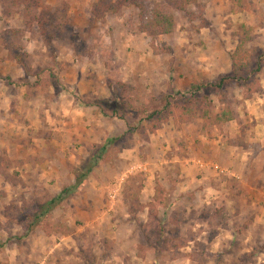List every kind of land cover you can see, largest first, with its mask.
<instances>
[{
  "label": "rangeland",
  "instance_id": "obj_1",
  "mask_svg": "<svg viewBox=\"0 0 264 264\" xmlns=\"http://www.w3.org/2000/svg\"><path fill=\"white\" fill-rule=\"evenodd\" d=\"M104 1L106 5L110 1L118 2V0ZM260 2L257 0H145L144 5L148 12L166 6L176 20L174 32L154 37L140 30V9L134 3L122 4L118 10L110 11L105 9L102 0L95 2L0 0V90L8 89L12 84L17 86L31 84L30 78L39 79V83L36 82L37 80H33L32 83L41 85L43 89L48 88L52 81L58 84V88L54 84L51 86L62 90L65 88L62 82L66 80L65 70L70 62L68 57H73L78 64L86 63L87 70L90 71L89 76H92L93 80L102 76L107 79L106 85L103 86L104 84L101 83L103 87L97 89L98 93L106 89L104 94L106 96L103 97L123 94L136 101L138 107H142L141 103L149 99L147 106L151 107L159 103L163 94L173 90H188L193 79L209 82L228 74L224 59L214 55L217 54V49L220 51L223 47L229 49L237 47L236 33L239 31L240 23L254 27L253 37L256 28H258L257 32L264 29V0ZM134 10L137 11V15L139 14L137 17L139 29L132 36L144 35L149 39V45L153 46V52L158 55L161 53V57L159 56L161 72L157 73L155 78H151L142 89L127 81L124 82L120 77H110L108 75L110 71L107 72L108 67L114 69L108 53L112 52L113 47H117L118 43L115 41L117 32L112 29V24L108 23L109 18L123 12L134 13ZM262 36L257 33L256 39ZM97 47L103 50H98ZM212 57L218 58L213 60ZM130 68V66L125 67L122 73L127 75L130 73ZM133 68L135 69L133 72L140 71L137 67ZM146 76L150 78L147 74ZM174 76L176 79L181 76L182 80H179L182 82L187 81L186 79L190 80V83L187 81L188 87L176 88ZM72 90L77 94L79 92L74 88ZM229 90L230 94L240 101L237 106L242 111L243 89L231 83ZM262 90L260 84L259 91ZM88 95V98L86 97L88 103L103 98L95 94ZM168 123L166 127L170 128L168 130L172 140L163 143V152H157L158 147L146 144L140 148L137 158L129 159L126 155L118 157L113 165H98L93 173L96 175L88 177L85 187L52 210L53 219L69 225L68 235L56 232L48 235L46 230L40 227L27 233L25 216L32 214L38 204L49 201L53 197L50 193L17 195V200L11 201L6 206L2 197L3 203L0 202V209L5 206L2 213L7 219L0 222V228L6 231L1 233L0 261L5 264H185L187 256H190L187 264H202L196 258L200 251H209L211 248L222 254L221 252L229 246V238L220 237L215 240V235L217 227H222L227 217L223 213V208H208L205 206L207 204H203L205 198L202 194L196 197L195 193L182 192L183 195H180L183 181L181 175L184 173L180 164L175 166L172 162L176 157L193 159L197 150L194 149L195 144H191L192 140L188 139V136L196 134L201 129L211 132L214 125L208 120H201L200 124L196 123L190 128L174 120ZM177 130L183 131V136L176 134ZM94 148L95 146H91L84 159L75 166H70L71 172L76 174V171H81L83 161L90 156ZM161 160L165 162L161 164ZM138 162L147 163L149 168L147 175L139 171L130 172L133 163ZM211 163L219 165V163ZM187 164L198 166L197 161L193 160ZM214 168L215 166L210 165L208 170ZM153 174L156 175L154 181L156 183L160 181L171 193L169 201L177 204L175 209L169 208L167 212L161 208L160 215H167L166 235L169 243L164 245L161 240L159 252L152 251L147 246L148 237L158 225L149 215V208L134 212L135 216L132 217L131 204L125 197L126 183L131 177H136L143 191L144 185L147 186L152 182L150 177ZM194 174L196 178L197 172L194 171ZM123 176H125L124 181H122ZM75 178L71 181H75ZM94 181L100 185L98 192L94 188L91 190L87 187ZM120 182L121 186H119ZM131 182L135 191L138 185L134 184L135 180ZM199 183L201 182L196 179L194 182H188L192 188H196ZM130 187L132 189V186ZM144 195L147 194L139 195L140 202L137 206L141 207L151 202L150 199L146 197L145 199ZM175 214L178 216L177 219L175 218L178 222L172 223L171 218ZM213 214L215 219H212ZM208 217H210L209 225L206 223ZM249 222L251 223L252 220ZM249 222L244 225L248 227ZM143 225L147 227L146 232L143 231ZM244 225L241 229L248 233L249 231H246L248 229L244 230L246 228ZM260 245L264 248L263 242ZM242 246L243 244L241 248ZM254 247V243L249 242L244 249ZM219 260L218 264L221 263L222 257ZM211 264L215 263L211 262Z\"/></svg>",
  "mask_w": 264,
  "mask_h": 264
},
{
  "label": "crops",
  "instance_id": "obj_2",
  "mask_svg": "<svg viewBox=\"0 0 264 264\" xmlns=\"http://www.w3.org/2000/svg\"><path fill=\"white\" fill-rule=\"evenodd\" d=\"M95 1L97 0H88ZM130 14L123 12L109 18L108 23L112 24V29L117 32L115 41L118 43L117 47H113L114 50L108 53L114 69L108 67L107 72L110 71V77H120L124 82L142 89L151 78L161 72V53L158 55L153 52V46L149 45V39L144 35L132 36L139 29V14L137 15L136 10ZM257 30L258 28L255 29L254 40L248 47L264 49V29L259 32ZM257 33L263 36L256 39ZM129 48L130 50L126 51ZM226 48L223 47L220 51L217 49L214 56L224 59L227 64L226 73H229L232 68L231 54L236 48ZM97 49L103 50L100 47ZM217 58L212 57L213 60ZM68 60L70 62L65 70L66 80L62 81L65 88L62 90L56 89L52 84L44 89L41 85H33L35 80L32 78L31 84H12L8 89L0 90V202L3 203L1 198L4 197L5 206L17 200V195L24 193L30 195L45 192L52 196L60 194L64 187L75 182L71 181L75 178L74 172L70 170L71 165L75 166L84 159L91 146L102 145L106 139L126 131V123L123 120L104 116L98 107L86 101L88 94L106 96V89L100 93L97 89L105 86L107 79L102 76L93 80V77L89 76L90 71L87 70L86 63L78 64L73 57H68ZM127 66L131 67L130 73L124 75L122 69ZM133 67L139 68L140 71L133 72ZM153 74L155 75L152 76ZM175 77L173 80L176 88L188 87L187 81L190 83V80L182 82L181 76L177 79ZM260 78L263 90L256 92L251 99H244L242 111L238 108L237 119L223 127L214 126L211 132L201 129L188 136L197 150L194 158L176 157L172 161L175 166L180 164L184 173L181 175L183 181L180 195L190 192L199 197L202 194L205 198L203 204H207L205 206L212 209L221 207L227 216L222 227H217L215 240L220 237L229 238V246L221 252L222 254L209 249L210 253L222 257V264H264V248L260 245L264 243V63ZM71 86L79 91L78 94L74 93ZM200 121L201 119L182 125L190 128L196 123L200 124ZM166 124L147 138H138L140 140L124 149L118 157L127 155L129 159L137 158L140 148L146 144L158 147L157 152H163V143L172 140L168 130L170 128L166 127ZM175 133L183 136L181 130ZM241 138L245 143L258 144L262 149L257 152L255 149L242 147L239 144ZM192 160L197 161L199 167L190 164L188 166L187 163ZM164 162L165 160L160 161L161 164ZM210 165L216 169L208 170ZM147 166V163H133L130 171L144 172L147 175ZM194 171L197 172L196 178ZM92 174L91 177L96 175ZM150 178L152 182L144 185L141 193L147 194L144 198L152 201L156 194V175L153 174ZM195 179L201 183L192 188L188 182H194ZM98 186L100 185L94 181L87 187L98 192ZM176 205L175 203L170 208L175 209ZM5 206L0 209V222L7 219L2 213ZM209 218H206L208 225ZM212 219H215L214 214ZM248 222L250 224L246 227L244 224ZM243 225L246 227L244 230L248 229V233L241 229ZM2 232L6 231L0 228V238ZM249 242H253L255 247L244 249ZM189 259L190 256H187L184 263L187 264Z\"/></svg>",
  "mask_w": 264,
  "mask_h": 264
},
{
  "label": "trees",
  "instance_id": "obj_3",
  "mask_svg": "<svg viewBox=\"0 0 264 264\" xmlns=\"http://www.w3.org/2000/svg\"><path fill=\"white\" fill-rule=\"evenodd\" d=\"M144 1L118 0V4L110 1L107 5L104 1L103 4L106 6L105 9L110 11L118 10L122 7V4H137L140 9V30L142 32H148L154 37L174 32L176 20L173 13L166 6H161L150 13L146 10ZM238 29L239 31L236 33L238 44L231 54V71L228 74L221 75L216 81L201 82L193 79L188 90H173L163 94L159 103L151 107L147 106L149 99L141 103L142 107H138L136 101L123 94L95 99L94 102L89 103L98 107L104 116L123 120L126 123V131L121 135L106 139L102 145H95L93 152L83 161L84 165L82 169L80 168L81 171H76L75 182L64 187L60 194L51 197L46 203L38 204L32 214L25 216L24 224H26L27 233L40 227L45 229L48 235H52L54 232L68 235L70 232L69 225L53 219L52 210L62 205L76 191H79L98 165L115 164L124 149L134 145L138 138H147L149 135L156 133L170 120H174L176 123H195L201 119L210 121L214 126L223 127L237 119L240 101L230 94L229 86L231 83H235L237 87L243 89V98L246 100L251 99L259 91L261 84L259 74L264 63V49H250L248 47V44L254 40V27L246 23H240ZM18 58L21 59V57ZM35 80L39 83V79L36 78ZM51 84L58 88L56 82L51 81ZM239 144L247 149H255L257 152L262 149L258 144L245 143L243 138H241ZM132 180H135L134 184L138 185L135 191L133 185H131ZM139 184L136 177H131L128 180L126 183V201L131 204L132 217L135 216L134 212L149 208V215L157 221L158 225L154 228L151 236L148 237L149 243L147 246L152 251L159 252L161 240L164 245L169 243L166 235L167 215L163 214L161 216L160 211L163 208L167 212L173 205L169 201L171 193L166 186L157 181L154 199L140 207L137 206L140 202L139 195L142 190ZM130 186H132V189H130ZM177 217V214L172 215L171 222H178L175 220ZM143 227V231L146 232L147 227L145 225ZM220 257V255L210 253L208 250L200 251L196 256L202 264H210L211 262L218 264ZM0 264L5 263L0 261Z\"/></svg>",
  "mask_w": 264,
  "mask_h": 264
},
{
  "label": "built area",
  "instance_id": "obj_4",
  "mask_svg": "<svg viewBox=\"0 0 264 264\" xmlns=\"http://www.w3.org/2000/svg\"><path fill=\"white\" fill-rule=\"evenodd\" d=\"M140 168H141V167H140ZM130 172H132V171H130ZM127 176H128V175H127ZM124 179H125V176L122 177V181H124ZM121 184H122V183L120 182V185H119V186H121ZM112 194H113V193H112Z\"/></svg>",
  "mask_w": 264,
  "mask_h": 264
}]
</instances>
